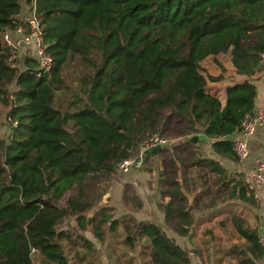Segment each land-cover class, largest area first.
Listing matches in <instances>:
<instances>
[{
	"label": "trees",
	"instance_id": "obj_1",
	"mask_svg": "<svg viewBox=\"0 0 264 264\" xmlns=\"http://www.w3.org/2000/svg\"><path fill=\"white\" fill-rule=\"evenodd\" d=\"M24 5L34 6L41 19L43 45L53 59L48 71L33 55L8 60L2 44L4 30L24 25ZM262 50L264 0H0V105L7 126L0 136V264H105L116 250L106 246L103 261L87 232L108 245L120 225L130 247L137 237L148 239L149 264H191L158 224L113 218L110 205L98 207L103 183L90 187V180L114 175L121 161L138 156L148 135L182 138L157 153L166 198L159 204L176 233H194V212L235 195L219 162L201 156L200 144L211 139L216 153L236 158L229 137L255 108L252 79L264 70ZM219 54H228L242 77L225 87L223 103L207 82L221 80L224 68L216 61L221 71L211 76L202 66ZM74 60L82 69L79 85L66 90L61 73ZM247 192L241 186L237 196ZM232 222L244 243L231 247V258L258 264L263 249L256 229L244 219Z\"/></svg>",
	"mask_w": 264,
	"mask_h": 264
},
{
	"label": "rangeland",
	"instance_id": "obj_2",
	"mask_svg": "<svg viewBox=\"0 0 264 264\" xmlns=\"http://www.w3.org/2000/svg\"><path fill=\"white\" fill-rule=\"evenodd\" d=\"M24 0H21L23 2ZM31 12V7L29 5H24L22 7V18L24 20V16L29 14ZM30 56L28 52H25L24 49L20 48L17 50L16 58H21L23 56ZM15 58V59H16ZM14 59V60H15ZM81 66L77 60L71 61L69 64L65 66L61 73V83L62 85H66L65 89H73L79 85V78L81 76ZM67 98V94H64ZM58 98L62 101L63 95L58 93ZM4 109L0 105V114H1V120H0V136L5 137L7 135V126L5 125L6 120L4 119ZM164 138L168 140V143L166 146L167 148L177 145L182 138H172L168 137L167 135H163ZM202 142V141H201ZM206 142H202L200 144V147H205ZM163 148V147H162ZM114 175L108 176V177H98L96 181L90 180L91 185L90 187L95 185L97 182L98 185H102L103 183V192L101 200L98 203V207H102L103 205H110L111 212L113 213V216H117L118 218H122L124 215H127L128 220H131L132 218L135 221H141V220H152L156 224H161L162 228L164 229L165 233L172 237L176 242L182 240L185 245H188V247H195L203 257L205 255V249L208 248V243L215 242L216 238H219L216 236V233H219L223 236L224 232L221 227L222 225L219 223V220L215 223V221H208L204 225L201 224V230L197 233H191L184 237H182L180 234L176 233L174 231L173 225L167 223L165 220H163L162 216L159 217V219L156 218L157 212L161 210V205H159L160 202L164 201L166 198H164L163 193H161L160 190V184L158 179V172L161 169V163L158 156L152 157V154L144 156V160L142 161V164L140 166H134L132 165L128 171L122 172L119 168ZM89 187V188H90ZM73 193L71 190L68 191L64 197L59 201V205L63 206L65 204L66 198ZM137 194L136 199H128L125 200L123 197L124 195L128 196L131 194ZM107 195L105 201L104 196ZM97 198V197H96ZM189 199H191V204L193 207L192 202V196L188 197V203ZM137 200L141 202V207H139V210L137 209ZM102 204V205H101ZM97 207H93L91 211H89L86 214V217L91 214V223L90 225L87 224V226L92 225V220L94 217V214L96 212ZM191 212V211H189ZM150 218V219H149ZM72 221H75L74 219H71L70 222L72 224ZM204 222V221H202ZM130 223V221H129ZM73 226V225H72ZM76 226V225H75ZM196 228V227H195ZM194 228V229H195ZM130 229V228H129ZM208 229L211 230L210 233H208ZM134 233L133 229H131ZM88 235H90L89 232H87ZM193 234V235H192ZM124 235H119L117 237V240L114 239L112 243H108V240L105 241L103 245L99 244L97 241L96 246L99 250L105 251L106 246L109 248V250L112 248L116 250L113 255H110L109 261L113 264H148V247L149 242L148 239L144 236L141 238H136V241L132 247L128 244H122L123 239H121ZM230 236L231 239H235V243H238L237 236ZM227 236V237H228ZM106 237L108 235L106 234ZM181 245H184L180 242ZM219 249L220 252L223 251V248L220 244ZM131 249V250H130ZM138 251L140 252L139 255H137ZM142 251V252H141ZM208 252V250H206ZM209 253V252H208ZM189 254V252H188ZM103 255V261H106V257ZM120 256V257H118ZM122 256V257H121ZM113 257H116L113 259ZM128 260V262H127ZM135 262V263H134ZM105 264H108L105 262Z\"/></svg>",
	"mask_w": 264,
	"mask_h": 264
},
{
	"label": "crops",
	"instance_id": "obj_3",
	"mask_svg": "<svg viewBox=\"0 0 264 264\" xmlns=\"http://www.w3.org/2000/svg\"><path fill=\"white\" fill-rule=\"evenodd\" d=\"M216 61L219 62L224 68L223 78L216 82L208 81L207 90L211 94L217 96L221 101V103H223L225 99V87L229 85L232 81H241L242 77L236 75V73L234 72L228 54H219L216 57L210 55L206 57L202 61V66L204 68L205 75L217 76L220 73L221 68L217 65ZM252 81L255 85V90H256L254 97V107H262L264 106V70H262L260 73L255 75ZM237 136L238 133L235 132L229 138L234 141L235 138H237ZM204 141L206 142V145H204L205 147H200L199 149L201 152L200 153L201 156L212 158L219 162L221 167L225 170V174L227 176L226 181H229V179H231L232 181L228 183V189L232 190V186L235 185V195L232 198L226 199L219 205L209 209L208 211L203 212V214L199 212H194V216L197 219L194 233L198 234V232L201 230V227L199 226H201V224L204 225L210 220L215 221V223L218 220L219 221L224 220L225 223L221 227H219L224 232L223 236L215 232L216 236H218L219 238H216L215 242L211 241L209 248L205 249L206 256L204 257V260L203 257L200 256L201 254L198 253L197 249L195 247H192L194 252L189 253L190 263L191 264H238L237 259L235 257L231 258L228 251L231 249V247L234 244L244 243V239L238 236V233L234 227L232 219L233 218L244 219L249 227L256 229L258 237L260 236V234L264 233V192L259 186L250 185L251 187H248L245 184V179L249 177L250 174L255 172L257 161L264 156V124L257 127L254 134L248 138L249 152L244 159H238L237 157L229 158L226 156H222L216 153L211 148L210 146V142H212L211 139L204 138ZM146 156L147 155H145V157ZM155 156L157 155L152 154V157ZM241 186L244 187L245 189L246 188L248 189L246 198L244 199L237 196L239 193V188ZM250 192L253 195L252 198L249 197ZM247 197L249 200H247ZM216 209H219L218 213L214 214L211 218L206 217L209 213L215 211ZM193 210L194 208L192 207L191 210L188 211H193ZM156 212H157L156 218L159 219V217L162 216L164 220V215L162 213V210ZM126 216L127 215H124L125 218H127ZM113 218H118V217L113 216ZM199 223L201 224L199 225ZM159 226H161V224H159ZM191 231L192 229L190 230V233ZM124 233L125 232L122 229L121 225L116 229L115 232L117 237L119 235H124ZM228 235L237 236L238 243H235L234 241L235 239H231L230 236ZM88 237H90L93 240V242L97 244L96 240H94L91 237V235H88ZM110 242L112 241L110 240ZM177 242L179 243L181 242L182 244H184L181 245L183 249L188 247V245H185V243L182 240ZM217 244H220L221 247L223 248L222 252H220L219 245ZM110 250L115 251L112 248ZM206 250H208L209 253ZM139 253L140 252L138 251L137 253L138 256ZM107 263L113 264V261ZM147 263L149 264V261ZM257 263L264 264V253L262 258Z\"/></svg>",
	"mask_w": 264,
	"mask_h": 264
},
{
	"label": "built area",
	"instance_id": "obj_4",
	"mask_svg": "<svg viewBox=\"0 0 264 264\" xmlns=\"http://www.w3.org/2000/svg\"><path fill=\"white\" fill-rule=\"evenodd\" d=\"M32 8L31 12L24 16V25L17 26L14 31H3L1 36L2 44L9 50L8 60H14L17 50L22 48L25 52L35 57L38 68L42 71H48L53 64V59L44 48L41 19L38 14H36L34 6ZM260 59L264 62V50L260 52ZM263 124L264 106L255 107L253 111L243 116L237 131L238 136L233 141V151L238 159H244L248 155V138L254 134L257 127ZM167 143L168 140L166 138L156 133L146 136L140 145L138 156L124 159L118 164V168L122 172H126L132 165L140 166L144 160L145 149L157 144L163 147L167 145ZM245 184L248 187L252 185L259 186L264 192V156L257 161L255 172L245 179ZM258 242L264 253V233L260 234ZM33 252L34 249H32V253Z\"/></svg>",
	"mask_w": 264,
	"mask_h": 264
},
{
	"label": "water",
	"instance_id": "obj_5",
	"mask_svg": "<svg viewBox=\"0 0 264 264\" xmlns=\"http://www.w3.org/2000/svg\"><path fill=\"white\" fill-rule=\"evenodd\" d=\"M192 139L193 140H196V136L192 137ZM161 148H162V146H160L158 144L157 145H154V146H151V147H149V148H147V149L144 150V155H149V154L157 155L158 151ZM106 197H107V195L104 196V201H105ZM191 208H192L191 199H189L188 210H191ZM90 223H91V214H89L87 216V224L90 225ZM72 225L73 226L76 225L75 221H72ZM185 250L187 252H189V253L194 252L193 249H192V247H187V248H185Z\"/></svg>",
	"mask_w": 264,
	"mask_h": 264
}]
</instances>
